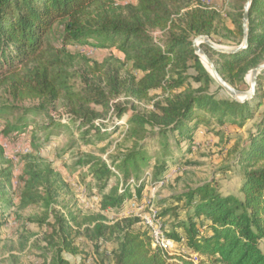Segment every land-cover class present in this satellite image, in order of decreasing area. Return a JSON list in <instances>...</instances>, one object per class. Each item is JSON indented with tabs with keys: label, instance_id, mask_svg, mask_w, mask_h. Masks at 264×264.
<instances>
[{
	"label": "trees",
	"instance_id": "trees-1",
	"mask_svg": "<svg viewBox=\"0 0 264 264\" xmlns=\"http://www.w3.org/2000/svg\"><path fill=\"white\" fill-rule=\"evenodd\" d=\"M187 1L0 0V84L8 85L15 99L30 102L20 107L0 105V132L17 141L33 125L47 130L46 137L51 140L72 123L87 142L91 130L101 139L124 125L132 146L114 172L99 160L82 162L103 187L112 176L123 179L124 188L115 189L104 203L121 211L132 196L130 180L134 178L140 199L143 183L138 182L143 171L151 167L154 179L163 180L168 167L191 151L198 125L214 119L218 125L230 123L241 128L258 116L237 156L244 169L240 196L221 194L211 183L174 194L172 198L181 205L164 211L171 214L164 230L179 247L202 257L200 264L206 260L209 264H264V78L258 76L254 94L244 101L225 93L202 65L187 35H209L219 14L200 6L190 8L184 13V27L176 33L173 9L180 12ZM246 2L230 0L232 8L227 16L233 28L224 27L223 36L243 40ZM247 12L245 49L227 54L207 46L206 52L210 58L217 56V72L236 89V84L246 86L244 76L264 50V0H251ZM154 30L165 34L157 38ZM70 44L116 48L143 75L138 80H119L118 74L112 73L105 90L92 81L101 67L94 63L83 70L85 83L72 86L66 70L70 56H63ZM188 79L197 86L187 83ZM184 84L188 90L156 103L155 110L147 113L111 102L121 93L143 100L151 89L170 92ZM219 92L221 97H217ZM58 100L63 102L65 113L53 115L49 106ZM110 112L114 115L111 129L102 131L98 120ZM121 116L125 122H119ZM10 176L7 169H0V203L8 199ZM40 187L49 201L56 197L58 183L51 173L33 172L26 181V203L42 200ZM53 217L54 222L47 225L50 234L45 237L46 248L52 253H43V264H71L64 253H80L74 244L78 235L96 245L100 240H116L108 264H194L180 256L179 262H170L152 249L147 230L136 226L138 218L125 217L107 224L101 215H82L69 209L65 215L53 212Z\"/></svg>",
	"mask_w": 264,
	"mask_h": 264
},
{
	"label": "rangeland",
	"instance_id": "rangeland-1",
	"mask_svg": "<svg viewBox=\"0 0 264 264\" xmlns=\"http://www.w3.org/2000/svg\"><path fill=\"white\" fill-rule=\"evenodd\" d=\"M131 1L136 2V0ZM199 6L215 10L219 14L216 28L207 35L213 43L220 47L233 48L242 42L241 38L234 39L232 36L222 35L224 27L233 28L227 16V12L232 8L230 0H188L180 12L173 9V20L178 26L176 33H180V29L184 27V13L190 8ZM153 34L160 38L165 32L154 30ZM187 35L192 41L199 36L192 32ZM197 45L203 51L209 52L205 43L200 42ZM63 53V56L66 54L70 56L67 58L70 65L66 67V70L70 73L67 82L72 86H81L85 83L83 70L87 67L92 68L94 63H98L101 67L96 73L98 77L93 78L92 81L105 90H107L108 75L112 73L116 72L119 80L124 78L138 80L143 75L141 70L133 66L131 60L113 47L99 49L70 44L66 46ZM211 59L213 62H218L217 56H212ZM201 60L205 64L203 56ZM263 61L264 50L260 51L257 62L245 74L246 86L236 84L238 90L249 89V71ZM260 75L264 78L263 71ZM190 82L193 87L197 86L188 79L187 83ZM186 90H188L186 84L170 92L163 91L161 88L151 89L147 98L143 100L121 93L118 97L111 98V102L132 106L138 111L147 113L155 110L156 103H165L171 96ZM211 90H214V87ZM222 95L223 93L219 92L217 97ZM29 103L28 100L15 99L10 87L0 84V105L20 107ZM49 107L53 115L65 113L61 100ZM95 109L101 110L100 107ZM113 116L110 112L98 120V123L103 124L102 131L111 129ZM257 118L258 116H255L253 120L247 121V124L241 128L230 123L218 125L214 119L210 124L198 125L193 134L194 143L191 151L176 164L168 167L163 180L154 179V170L151 167L143 171L142 175L148 172L151 179L145 178L142 181L141 198L136 199L139 210L147 211L153 204L167 227L171 214L164 211L181 205L172 198L174 194L193 189L203 183H211V186L221 194L240 196L239 187L244 177V169L237 156L247 140L248 131ZM119 122H125V116H121ZM57 133L55 138L48 140L47 130L37 129L32 125L19 140L14 141L0 132V169H7L11 174V182L7 189L8 199L0 203V264H43V253H48V256L52 253L51 249L46 248L45 237L50 234L47 225L54 222L53 212L65 215L69 209L82 215H101L107 224L125 217L137 218L134 215L135 211L125 209L128 201L121 211L104 205L105 198L113 194L115 189L124 188L123 179L118 175L112 176L103 187L102 181L88 173V165L82 163L90 159L99 160L114 172L117 164L132 146L126 127L121 125L101 139H96L95 131L91 130L90 141L87 142L84 135L72 123ZM156 150L160 152L159 146H156ZM47 171L58 183L56 197L49 201L47 192L40 187L38 195L42 200L37 203H26V181L30 178V174L35 172L42 175ZM133 179L130 180L128 189L131 194H136ZM153 181H162V184L157 186L153 184ZM139 225L143 226L140 220L136 226ZM116 242L111 238L100 240L96 245L83 235H78L75 237L74 244L79 248L80 253L77 255L64 253V256L71 264H108ZM201 260H203L202 257L199 258L198 264ZM205 264H209V261L206 260Z\"/></svg>",
	"mask_w": 264,
	"mask_h": 264
},
{
	"label": "built area",
	"instance_id": "built-area-1",
	"mask_svg": "<svg viewBox=\"0 0 264 264\" xmlns=\"http://www.w3.org/2000/svg\"><path fill=\"white\" fill-rule=\"evenodd\" d=\"M150 176L151 175L148 172H145L138 184H140L145 178L151 179ZM153 184L160 186L162 181H153ZM136 199V194L132 193L125 209L131 212L135 211L134 215L137 216L148 232L151 248L159 250L168 261L179 262L177 258L180 256L192 261L194 264H198L200 257L197 254L187 252L184 248L179 247L175 240L166 236L164 230L165 225L159 216L157 208L152 204L147 211L139 210Z\"/></svg>",
	"mask_w": 264,
	"mask_h": 264
},
{
	"label": "water",
	"instance_id": "water-1",
	"mask_svg": "<svg viewBox=\"0 0 264 264\" xmlns=\"http://www.w3.org/2000/svg\"><path fill=\"white\" fill-rule=\"evenodd\" d=\"M251 0H247L245 6H244V18H243V29H244V35L242 42L233 48H226V47H220L213 43L207 35H199L197 36L193 41L192 44L194 46L196 54L200 57L203 56V58L207 62V66L209 69L204 66V68L210 73L211 77L235 100L237 101H244L248 98H250L254 92L257 85L258 76L260 73L264 70V61L257 64L255 67H253L249 71V89L247 91H241L230 85L227 81H225L217 72V69L215 67V64L213 60L206 54L205 51H203L197 43H205L207 46L212 48L213 50L217 51L218 53H235L238 51H241L247 47V18H248V7ZM202 61V60H201Z\"/></svg>",
	"mask_w": 264,
	"mask_h": 264
},
{
	"label": "bare ground",
	"instance_id": "bare-ground-1",
	"mask_svg": "<svg viewBox=\"0 0 264 264\" xmlns=\"http://www.w3.org/2000/svg\"><path fill=\"white\" fill-rule=\"evenodd\" d=\"M204 59V58H203ZM204 62H205V64H204V66H207V62H206V60L204 59ZM207 68L209 69V67L207 66Z\"/></svg>",
	"mask_w": 264,
	"mask_h": 264
}]
</instances>
